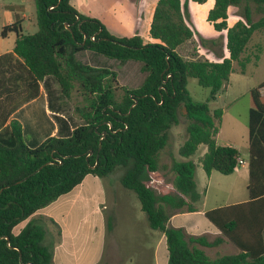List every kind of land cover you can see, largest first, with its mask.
<instances>
[{"label": "trees", "instance_id": "1", "mask_svg": "<svg viewBox=\"0 0 264 264\" xmlns=\"http://www.w3.org/2000/svg\"><path fill=\"white\" fill-rule=\"evenodd\" d=\"M33 2L36 31L23 35L16 19L1 28L0 37L16 34L13 52L33 83L51 79L63 99L73 92L79 95L74 113L81 123L70 127L59 122L57 136L35 147L27 146L17 121L0 129V264H49L43 226L33 218L21 229L18 226L85 176L105 178L117 167L125 168L119 183L135 195L148 228L164 234L167 264H264V97L258 94L264 81L249 90L248 201L204 213L237 252L211 257L205 249L217 247L222 238L209 242L168 226L170 211H196L200 195L196 163L190 158L199 146L206 149L199 159L206 176L212 171L227 176L238 168L239 152L216 142L222 111L211 112L208 103L224 90L233 63L243 65L242 54L252 34L264 29V0H213L206 22L215 32L225 33L227 53L224 57L221 51L217 60L196 55L186 59L178 53L195 36L187 23V0H156L147 39L111 32L99 19L79 13L70 0ZM240 6L243 19L228 25L230 8ZM252 14L257 21H252ZM83 51L120 64L138 62L144 80L136 89L120 87L116 72L76 60ZM188 78L210 90L205 102L191 99ZM178 112L187 120L186 138L177 151L183 160L172 159L167 167L174 193L157 195L143 180L160 170L158 156L168 143V130L178 123Z\"/></svg>", "mask_w": 264, "mask_h": 264}, {"label": "crops", "instance_id": "2", "mask_svg": "<svg viewBox=\"0 0 264 264\" xmlns=\"http://www.w3.org/2000/svg\"><path fill=\"white\" fill-rule=\"evenodd\" d=\"M155 2L156 0H70V4L79 13L99 19L111 32L125 37L139 35L145 39ZM210 2L213 4V0ZM208 6H191V13L196 18V28L201 33L204 31L197 17L203 15ZM3 7L0 30L16 19L21 22L25 19L23 15L18 17L19 6ZM20 26L22 28V23ZM15 39L14 33L7 34L5 38L0 37V129L7 127L13 120L17 121L22 127L27 146L35 147L48 137L57 136L59 122L65 121L70 127L75 125L59 109L58 103L63 98L56 83L51 79L33 83L29 70L13 52ZM221 56L226 55L221 52ZM216 142L221 144L217 140ZM205 151L206 149L199 157ZM241 160L244 165L232 174L248 182L247 158ZM210 176L211 173L208 178ZM128 193L131 191L120 184L111 186L103 178L87 175L70 192L23 221L18 229L31 218L43 226L45 234L42 244L51 252L49 264H167L164 234L148 228L140 207L130 198L125 199L126 194L131 195ZM247 201L248 197L245 201L207 211ZM195 209V212L170 211L168 226L181 228L188 236H203L209 242L222 238V243L212 249L226 245L232 247V253H236L237 249L204 217L207 211L198 209L196 205ZM123 220L127 221L126 229L122 228ZM139 225L144 233L138 239Z\"/></svg>", "mask_w": 264, "mask_h": 264}, {"label": "rangeland", "instance_id": "3", "mask_svg": "<svg viewBox=\"0 0 264 264\" xmlns=\"http://www.w3.org/2000/svg\"><path fill=\"white\" fill-rule=\"evenodd\" d=\"M210 1L212 0H204L202 3H197L192 0H187V23L195 32V36L192 42H187L178 48V53L186 59L196 55L195 57L200 59L216 60L221 51L224 52V55H227L225 50V33L213 31L212 27L206 22V13L212 6V2ZM209 3L210 6H208ZM141 4H143V1H141ZM193 4L196 5V7L202 5L208 6L205 13L197 17V21L202 25L204 33H201L196 28L194 22L196 18L191 13V6ZM3 6H19L18 17L22 15L25 16V19L21 22L24 35L33 34L36 31L35 6L33 0H0V16L4 8ZM141 8L142 7H140V10ZM243 15L244 10L242 6L230 8L228 13V25H232L237 20H242ZM251 18L252 21L255 22L258 16L252 14ZM210 39H214L218 44H221L212 45L210 41H208ZM200 40L204 41L200 42ZM75 58L81 63L94 67L108 68L116 72L118 86L127 89L138 88L145 77V74L140 70V64L138 62L129 61L120 64L115 60L105 58L90 51L77 53ZM242 60L243 65L236 62L233 63L232 73L229 76L224 90L218 93V97L215 96L214 99L208 103L211 112L214 109H220L222 111L220 120L216 121L218 127L216 140L221 143H231V146L239 152V159L247 158V118L248 109L250 107L249 90L264 81V29L257 30L252 34L242 54ZM186 88L193 101L205 102L209 96L210 90L199 86L193 78H188ZM121 93L122 91L119 89L117 91V96ZM79 103L80 97L76 92H73L69 99H63L62 102L58 103L59 109L62 110L63 114L73 125L81 123L74 113V107ZM186 125L187 120L181 112H178V123L168 130V143L166 147L160 151L158 156L160 170L155 174H148L145 177L146 179L143 180L146 183L151 179L163 183L158 190H154L157 195L174 193V190L171 188L173 175L169 172L167 167L172 159H181L177 151L186 138ZM203 150H205V146H199L196 153L190 158L196 163L195 180L200 195L199 201L195 204L197 208L207 211L214 207L247 200L246 179L237 178L234 174L225 176L216 171L211 172L210 178L205 175L200 164H198L200 159L199 155ZM238 169H240V166H238ZM124 172L125 168L117 167L111 174L103 178V180L106 181V184L111 186L119 185V179ZM128 194L131 195L126 194L125 199L129 200L130 198L139 208L140 204L135 195L132 192ZM201 222L203 224L206 223V221ZM122 228H127V221H122ZM137 230L139 234L136 235L139 239L144 232L141 226L137 228ZM132 240L134 241V239ZM205 252L207 255L213 257L218 254L232 253L233 249L225 245L217 249H205Z\"/></svg>", "mask_w": 264, "mask_h": 264}, {"label": "built area", "instance_id": "4", "mask_svg": "<svg viewBox=\"0 0 264 264\" xmlns=\"http://www.w3.org/2000/svg\"><path fill=\"white\" fill-rule=\"evenodd\" d=\"M258 94L261 96V97H264V85H262L259 89H258ZM237 163L239 166L241 165H244V162L241 160V159H237ZM149 188L151 190H158L160 186L163 185V183L161 181H155L153 179L149 180L147 183H146ZM172 188V187H171ZM173 190V188H172ZM155 192V191H154ZM156 193V192H155Z\"/></svg>", "mask_w": 264, "mask_h": 264}]
</instances>
